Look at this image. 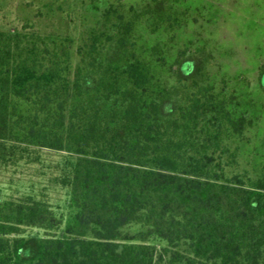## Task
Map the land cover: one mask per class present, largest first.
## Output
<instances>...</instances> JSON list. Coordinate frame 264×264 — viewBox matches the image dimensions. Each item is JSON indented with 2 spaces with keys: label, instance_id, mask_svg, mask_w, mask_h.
Masks as SVG:
<instances>
[{
  "label": "trees",
  "instance_id": "trees-1",
  "mask_svg": "<svg viewBox=\"0 0 264 264\" xmlns=\"http://www.w3.org/2000/svg\"><path fill=\"white\" fill-rule=\"evenodd\" d=\"M128 16L76 65L0 32V264H264V178L236 144L252 120L201 53L165 71Z\"/></svg>",
  "mask_w": 264,
  "mask_h": 264
},
{
  "label": "rangeland",
  "instance_id": "rangeland-1",
  "mask_svg": "<svg viewBox=\"0 0 264 264\" xmlns=\"http://www.w3.org/2000/svg\"><path fill=\"white\" fill-rule=\"evenodd\" d=\"M130 10L142 16L138 47L155 50L165 71L182 56L206 58L204 77L253 122L236 142L239 172L264 178V0H0V32L55 39L76 65L87 36Z\"/></svg>",
  "mask_w": 264,
  "mask_h": 264
}]
</instances>
